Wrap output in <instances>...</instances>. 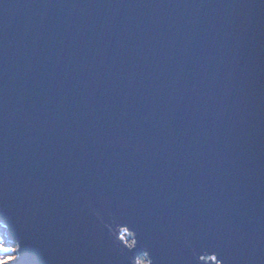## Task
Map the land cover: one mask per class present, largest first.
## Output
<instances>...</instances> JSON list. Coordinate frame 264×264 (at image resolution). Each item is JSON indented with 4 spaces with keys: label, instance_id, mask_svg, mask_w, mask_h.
<instances>
[{
    "label": "water",
    "instance_id": "obj_1",
    "mask_svg": "<svg viewBox=\"0 0 264 264\" xmlns=\"http://www.w3.org/2000/svg\"><path fill=\"white\" fill-rule=\"evenodd\" d=\"M0 220L22 264H264V0H0Z\"/></svg>",
    "mask_w": 264,
    "mask_h": 264
},
{
    "label": "snow or ice",
    "instance_id": "obj_2",
    "mask_svg": "<svg viewBox=\"0 0 264 264\" xmlns=\"http://www.w3.org/2000/svg\"><path fill=\"white\" fill-rule=\"evenodd\" d=\"M0 223H3V221L0 220ZM4 227L8 228L10 227V225L5 223ZM122 233L123 234L120 235L121 240H125V236L131 235L127 228L122 229ZM191 235L193 238H195L198 234L194 230ZM125 243L127 242L125 241ZM200 258L203 259V256H201ZM211 259L215 261L217 259V256L213 255ZM23 260V248L18 246L9 247L5 242V239L3 237H0V264H22Z\"/></svg>",
    "mask_w": 264,
    "mask_h": 264
},
{
    "label": "rangeland",
    "instance_id": "obj_3",
    "mask_svg": "<svg viewBox=\"0 0 264 264\" xmlns=\"http://www.w3.org/2000/svg\"><path fill=\"white\" fill-rule=\"evenodd\" d=\"M4 231H5V229H3V228H0V237H3V235H4ZM4 238V237H3ZM5 242H6V239H5ZM9 246V245H8ZM9 247H11V246H9ZM13 247V246H12Z\"/></svg>",
    "mask_w": 264,
    "mask_h": 264
}]
</instances>
